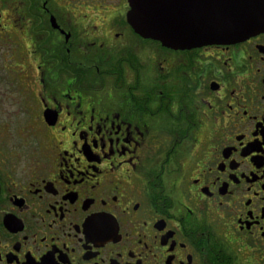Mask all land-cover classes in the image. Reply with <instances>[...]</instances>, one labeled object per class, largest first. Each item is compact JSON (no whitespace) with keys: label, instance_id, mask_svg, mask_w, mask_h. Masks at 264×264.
<instances>
[{"label":"flooded vegetation","instance_id":"flooded-vegetation-1","mask_svg":"<svg viewBox=\"0 0 264 264\" xmlns=\"http://www.w3.org/2000/svg\"><path fill=\"white\" fill-rule=\"evenodd\" d=\"M129 0H0V264H264V30L173 48Z\"/></svg>","mask_w":264,"mask_h":264},{"label":"water","instance_id":"water-1","mask_svg":"<svg viewBox=\"0 0 264 264\" xmlns=\"http://www.w3.org/2000/svg\"><path fill=\"white\" fill-rule=\"evenodd\" d=\"M128 20L173 48L239 42L264 30V0H129Z\"/></svg>","mask_w":264,"mask_h":264}]
</instances>
